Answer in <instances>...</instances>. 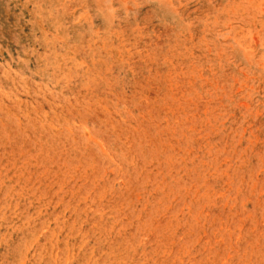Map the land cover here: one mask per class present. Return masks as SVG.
I'll use <instances>...</instances> for the list:
<instances>
[{
  "label": "rangeland",
  "instance_id": "obj_1",
  "mask_svg": "<svg viewBox=\"0 0 264 264\" xmlns=\"http://www.w3.org/2000/svg\"><path fill=\"white\" fill-rule=\"evenodd\" d=\"M0 264H264V0H0Z\"/></svg>",
  "mask_w": 264,
  "mask_h": 264
}]
</instances>
